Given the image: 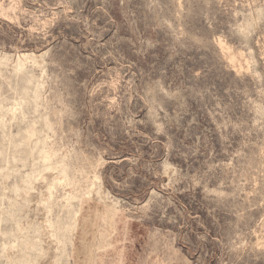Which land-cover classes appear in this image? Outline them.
Returning a JSON list of instances; mask_svg holds the SVG:
<instances>
[{
	"label": "rangeland",
	"instance_id": "rangeland-1",
	"mask_svg": "<svg viewBox=\"0 0 264 264\" xmlns=\"http://www.w3.org/2000/svg\"><path fill=\"white\" fill-rule=\"evenodd\" d=\"M0 264H264V0H0Z\"/></svg>",
	"mask_w": 264,
	"mask_h": 264
}]
</instances>
